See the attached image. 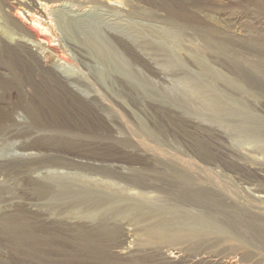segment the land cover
<instances>
[{"label":"rangeland","instance_id":"1","mask_svg":"<svg viewBox=\"0 0 264 264\" xmlns=\"http://www.w3.org/2000/svg\"><path fill=\"white\" fill-rule=\"evenodd\" d=\"M24 1L0 41L48 65L0 50V264H264V0H36L59 41Z\"/></svg>","mask_w":264,"mask_h":264},{"label":"bare ground","instance_id":"2","mask_svg":"<svg viewBox=\"0 0 264 264\" xmlns=\"http://www.w3.org/2000/svg\"><path fill=\"white\" fill-rule=\"evenodd\" d=\"M40 1H42V0H40ZM61 1L62 0H48L49 3H58V2H61ZM88 1H92V0H88ZM37 2L38 1H36V0H26V1L22 2V3H20L19 6L22 7V9L24 11H26L27 13L32 14V16H30V20H31L32 23L37 24L38 26H41L42 31H44L46 34H48L50 36L53 34L54 37L57 38V40L59 41L60 40L59 37L55 34L56 29H54V27H53V29L51 28V24L53 22H55L57 24L56 19L50 20V16L51 15L55 16L54 11L48 10L49 6L46 5V3L43 4L42 7L38 8V6H37L38 3ZM63 7L65 8L66 5L64 4ZM79 7H81V6H79ZM90 11H93V10H90ZM44 16L50 22V26L49 27H46V24H43L40 21V18L42 19V17H44ZM62 23L65 26V30H66L65 34H66V36H68L70 34H75V32L77 30H79V28L77 26H75L74 24H72L71 22H68V23L62 22ZM53 30H54V32H53ZM79 35L81 37L83 36V38H81L82 41H84L85 43H88L89 45H91V47L93 49L97 50L99 60L105 62L107 64V66H108V69L112 67L115 70H117L116 72H118L121 76H127L129 78L128 86H133L132 85V80L130 79L131 76L129 75V72L124 69V66H123L122 62L120 61V59L117 56H114L113 54H111L109 52V50H107V51H103L102 50L101 46L105 45L103 43L104 40H103V38L101 39L100 37H98L97 31H96L95 28H92L88 35H84V34H79ZM138 39L140 40V42L142 44L143 43L144 44L150 43L149 39H147L145 37H140ZM67 40H68L69 44H72L73 46H75L79 50L81 49L82 46L80 44L76 45L72 40H70V39H67ZM63 41L65 42L64 37H63ZM131 42L133 44H136L135 41H131ZM14 46L15 47L10 48L6 44H4L2 41H0V50L5 51V53L8 55V57L16 56V58L19 61L23 62L22 54L25 53L27 55H25L24 58L26 60H31V61L33 59H35V63L38 65L39 69L47 68L48 64H45L44 62H41L39 59L36 58L35 54H33L30 51L26 50L27 46L24 43L16 42ZM14 48L18 49L19 52H17V50H15ZM44 59L45 60L47 59V55L44 57ZM26 66L29 69H32L33 71H35L31 64H27ZM95 69H96L95 67L91 68L90 72L95 70ZM51 75L53 76L51 85L56 90H63V91H67V92H72L73 89H72L71 85L69 84L70 78H71V80H77L78 81V78H76V76L71 75V74H67L66 77H62L61 76V78H60V76H58V75H56V74H54L52 72H51ZM78 82H80V80ZM25 83H26V85H28V83L26 81H25ZM38 104L41 105L40 107H42V109H39V107H38V110H36L33 113V115L35 117H37V119L46 120L49 117H51V118H54L53 120H55V117H56L55 112L48 107V98L47 97L40 96ZM39 105H37V106H39ZM214 110H217V109L215 108ZM47 124H50V123H47Z\"/></svg>","mask_w":264,"mask_h":264}]
</instances>
